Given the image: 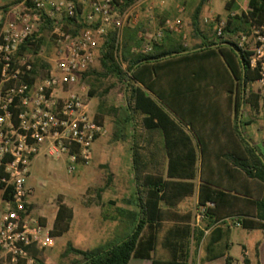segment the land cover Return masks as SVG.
Wrapping results in <instances>:
<instances>
[{"label":"trees","instance_id":"obj_1","mask_svg":"<svg viewBox=\"0 0 264 264\" xmlns=\"http://www.w3.org/2000/svg\"><path fill=\"white\" fill-rule=\"evenodd\" d=\"M137 1L112 0V10L122 13ZM206 1L198 0L191 14L190 36L195 41L193 45H183L179 35L164 31L161 39L152 41L150 50L145 51L143 40L137 38L138 31L142 32V25L126 24L121 44L117 41L115 28L105 32L97 47L98 67L95 69L91 66L82 73V80L89 85V98L96 94L95 84L102 78L113 77L124 86L123 105L119 108L106 107L101 102L94 117L103 124L105 117L110 118L113 141L131 139V162L136 187L132 198L139 201L137 204L140 207L139 219L134 212L128 213L132 229L119 241L91 250L67 244L65 253L79 257L84 264H128L131 257L151 259V264H188L182 256L171 260L152 257L160 224L149 223L152 221L150 210L158 202L168 203L170 191L178 190L179 186L185 187L182 196L186 195L191 191L192 184L166 181L159 174L158 177L143 176V171L148 169L144 161L148 155L164 157L166 154L167 178L177 176L179 179L190 180L194 178L193 174L173 175L171 169H193L198 158L203 168L209 166L213 159H220L230 178L237 172L250 180L247 188L252 193L234 189L237 195H231L232 190H215L201 176L198 205L204 208L202 217L220 206L222 214L226 216L234 201L239 200L245 204V208L253 204L256 213H233L237 216L236 223L245 229H264V156L242 137L238 125L243 107L249 106L254 112L259 111V97L248 88L249 81L253 80L248 69V53L242 52L230 42L238 33L246 32L252 24L258 25L264 21V0H248L246 12L234 16L225 14L227 21L222 36H216L212 23L208 24L213 31L211 34L208 33L209 29L200 26L199 15ZM74 2L75 15L64 18L61 25L72 35H77L86 25L82 8L77 0ZM224 8L230 11L238 6L234 2H226ZM42 18L38 32L20 45L14 59L26 53H32L35 59H39L35 57L43 43L39 35L46 29L52 30L57 23L44 14ZM163 21L157 26L160 27ZM119 52L121 61L126 65L125 69L118 59ZM39 64L46 69L50 67L46 61ZM215 72L222 78L225 95L216 90L219 82L213 83ZM201 76H209L210 86L214 89H195L193 81ZM238 77L242 79L243 91L236 89L235 81ZM106 93L104 90L100 95ZM206 96L212 98H203ZM250 121L246 120L244 125L250 124ZM210 133L221 135L220 138L209 137ZM194 138L197 143H194ZM152 139L161 140L162 144H151ZM157 164L158 170L161 162ZM72 216L71 207L59 203L49 234L58 237L67 232ZM145 229L149 230L147 234H143ZM186 233V229L171 230L173 237L180 235L183 238ZM184 244L182 242L178 247L173 240L170 249L174 253L178 249L182 250ZM33 256L35 264H43L36 256V251ZM244 262L247 263L246 260ZM226 264H231L229 257L226 258Z\"/></svg>","mask_w":264,"mask_h":264},{"label":"built area","instance_id":"obj_2","mask_svg":"<svg viewBox=\"0 0 264 264\" xmlns=\"http://www.w3.org/2000/svg\"><path fill=\"white\" fill-rule=\"evenodd\" d=\"M90 9L83 14L86 25L79 34L66 31L61 21L75 15L74 0H21L9 9V16L0 13V264H35L32 248L53 245L45 220L33 213L30 168L35 157L65 156L67 170L76 164L88 163L93 157V143L108 132L95 120L88 96L89 87L82 73L91 67L97 47L109 26L117 30V41L126 24L135 25L138 14L126 9L112 10V0H89ZM237 9L226 15L239 14ZM178 13L184 10L177 7ZM247 10V9H246ZM242 10L240 12H246ZM56 21L52 28L53 59L40 75L35 73L33 59L14 55L26 39L38 32L43 18ZM216 36H222L227 17L209 16ZM164 31L180 36L187 45V33L180 15L164 19L162 25L143 40L149 51L152 41H159ZM234 46L248 53V69L253 75L249 87L259 97L264 115V21L251 25L235 35ZM204 208L201 207L199 217ZM238 225V223H237Z\"/></svg>","mask_w":264,"mask_h":264},{"label":"crops","instance_id":"obj_3","mask_svg":"<svg viewBox=\"0 0 264 264\" xmlns=\"http://www.w3.org/2000/svg\"><path fill=\"white\" fill-rule=\"evenodd\" d=\"M77 1L83 10V13H86L90 9L89 0ZM174 1L175 0H140L139 4H142L141 8L144 6L147 7L149 5L146 10H149V8H152L153 10L148 13L149 19H147L144 23V28L148 30L152 29L154 32L158 28L156 25L157 18L155 19V17L160 19L158 21L159 23L163 19L173 18L177 15H180L183 18V24L186 23L187 27H189L191 30V14L196 5L195 1L197 2L198 0H176L182 1L186 4L181 14L178 13L177 9L179 4L174 5ZM222 1L224 9L223 14H226L227 11L224 8L226 1ZM240 1H246V4L248 2V0H238L239 3ZM20 2L21 0H0V13L3 16H9V9L18 6ZM212 2L213 0H207L205 2L199 15L200 18L204 19L214 14H221L212 8ZM202 19L200 21L201 28L203 27ZM193 141L194 143H197L195 138ZM155 142L162 144V141L157 139H152L150 143L153 144ZM149 149L152 152L155 151L153 148ZM94 153L95 150H93V155ZM148 156V158H144L148 169L143 171V176L152 175L158 177L159 174V176H161L163 180L166 181L192 184L191 191L184 196H182V193L184 192L183 190L185 189L184 186L177 187L178 190L169 189L171 190L169 193L171 198L168 200V203L162 201L158 202L150 210L152 221L149 223L160 224L156 233V243L152 251L153 258L171 260L173 257L178 258L182 256L187 260L188 264H226V258L229 257L231 259V264H245V260L247 261L246 264H264V229L242 228L240 225H237V216H234L233 214L241 212L255 214L256 208L253 204H249V208H245V204L243 205V203H240L239 200H235V203L232 204V207H230L229 213L226 216L222 214V209L220 206L219 208L216 207L215 210L210 211L208 215L199 217L201 206L198 205V194L202 180L201 176L211 183L212 188L215 190H232L230 192L231 195H237L234 193V189L248 191L251 194L252 191L250 192L247 188L248 182H250L249 179H245L237 172L235 173V176L230 178L220 159H213L211 164L209 163V166L201 168L199 158L193 166V169H171V173L173 175L193 174V179H179L177 176H174L173 178H167V155L164 154V157H155L152 155L151 157L150 155ZM160 162L161 166L157 170V163ZM133 177L134 173L132 175L130 185L128 184V186L125 187L127 190L124 189L123 191L118 192L116 188L110 186V197H106L105 200H99L95 202L94 207L97 209V217L93 221L91 219L88 220L89 223H92L95 226V228L100 230L104 229L106 230V234L109 233L110 238H108L109 241L107 240L108 244L115 243L122 239L115 237V235L112 236V234L115 230H117L119 224H121L123 221L128 223L131 231L132 223L129 219V212H134L137 215V219L140 218V207L137 204L139 201L136 202L132 198L136 189ZM238 196L242 197L240 195ZM251 199H253V197ZM69 207H71L73 212L71 219H75V210L72 206ZM102 209H104V212ZM230 213L231 216H229ZM53 221L52 223H49L45 220V223L49 229L52 228ZM178 228L186 229L187 233L185 237L182 238L180 235H175L173 237L171 235V230L173 231ZM238 230L245 231L247 232L246 234L249 235L245 241H235ZM148 231L149 230L145 229L143 234H147ZM61 236L52 237V246L41 249L35 247L32 248V254L34 251H36V256L42 261L43 264H61L59 260L55 259V255L52 252V247L55 246L56 239ZM173 240L177 242L179 245L178 247L181 246L182 242L185 243L182 247V250L178 249L173 253V250L170 249L171 241ZM68 255L69 254H66L65 250H63L59 256L61 258H65ZM79 263L84 264L81 259L79 262H74L71 264ZM128 264H151V259L131 257Z\"/></svg>","mask_w":264,"mask_h":264},{"label":"rangeland","instance_id":"obj_4","mask_svg":"<svg viewBox=\"0 0 264 264\" xmlns=\"http://www.w3.org/2000/svg\"><path fill=\"white\" fill-rule=\"evenodd\" d=\"M139 3L140 0L129 9H131L132 13L138 14V21L135 25L139 23L142 25L141 30L146 39H148V35H150L153 30L144 28V23L149 19L148 13L153 10L152 8L146 10L149 5L141 8L142 4ZM173 3L174 5H184V7L186 5L182 1L176 0ZM195 3L197 2L195 1ZM211 5L215 11L221 13L212 16L225 15L223 14L224 9L222 0H213ZM240 5L241 6L238 9L239 13L240 11L247 9L246 1H240ZM156 18V25H158L160 19L158 17H155V19ZM181 19L183 21L182 16ZM202 23L203 28L209 29L208 33L211 34L213 31L208 27L210 22H204L202 19ZM184 27L187 33V45L191 46L195 41L191 38L190 28L187 27L186 23L184 24ZM112 28L114 27L109 26L107 30ZM123 31L124 28L121 31L119 44L122 42ZM39 37L43 39L42 46L38 54L35 56L39 59H35L32 53L24 54L28 59H33V66L35 63V73L38 75L42 74L45 69L40 67L39 62H47V59H53L54 53L52 30H44L40 33ZM100 43L101 40L99 41V45ZM118 59L121 63V67L125 69L126 65L121 61L120 52L118 53ZM92 67L95 69L98 67L97 59ZM214 78L213 83L219 82V86L216 87V90L219 91L221 95H225L226 91L222 89L224 87L222 86L223 82H221V76L215 72ZM209 79V76L196 77L192 86L195 87V89L200 87L201 89L212 90L214 88L210 86ZM85 83L88 85L87 82ZM95 85L96 94L89 99L90 107L94 113L101 102H103L106 107L119 108L123 105L125 93L122 83L116 81L113 77H107L100 79V82ZM248 88H250L249 85ZM104 90H106L107 93L100 95V93H104ZM203 98L212 97L206 96ZM239 119V132L242 137L245 138L248 143L254 145L256 150L261 152L264 156L263 113L260 109L259 111L254 112L249 106H245L243 107ZM246 120H251L250 124L244 125ZM104 125L107 127L108 132L105 136L97 139L93 143V150H95V153L88 163L76 164L73 167V171L70 172L67 170L65 156L62 155L59 158H53L39 153L31 164L29 181L34 187V193L31 197L33 213L42 217L49 223H52L59 203L62 202L72 206L75 210V219H71L69 231L57 238L55 246L52 247L55 259L59 260L61 264H71L79 262L80 260L79 257L73 254H69L65 258L59 256L60 253L66 249L67 244H71L73 247L82 250L105 247L108 244V238H110L109 233L106 234V230L104 229L100 230L95 228V226L92 223H89L88 220L91 219L93 221L97 217V209L94 207L95 202L110 197V186L116 188L118 192L123 191L128 184L130 185L132 179L131 139L119 142L113 141L111 120L109 117L104 118ZM220 135L221 134L210 133L209 137L217 138ZM102 211L104 212V209H102ZM129 232L130 226L127 222L123 221L119 224L117 230L113 232L112 236L115 235V237L123 238L127 236ZM246 233L247 232L245 231L238 230L235 241H245L249 236Z\"/></svg>","mask_w":264,"mask_h":264},{"label":"flooded vegetation","instance_id":"obj_5","mask_svg":"<svg viewBox=\"0 0 264 264\" xmlns=\"http://www.w3.org/2000/svg\"><path fill=\"white\" fill-rule=\"evenodd\" d=\"M241 79V78H240ZM240 79H239V77L236 79V81H235V86H236V89L238 90H244V86H243V84H242V81H240ZM242 80V79H241ZM240 84L242 85L241 87H240Z\"/></svg>","mask_w":264,"mask_h":264}]
</instances>
